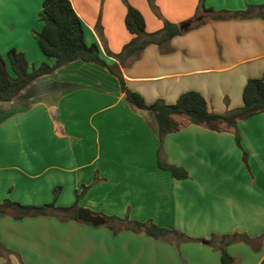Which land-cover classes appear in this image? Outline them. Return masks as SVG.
Masks as SVG:
<instances>
[{"label":"crops","instance_id":"0c3cea01","mask_svg":"<svg viewBox=\"0 0 264 264\" xmlns=\"http://www.w3.org/2000/svg\"><path fill=\"white\" fill-rule=\"evenodd\" d=\"M43 1L0 0L5 60L15 49L30 68L51 64L32 35L42 28ZM69 1L85 44L96 45L108 64L118 63L113 56L134 38L124 24L128 6L142 15L147 34L160 31L164 21L178 29L189 24L167 44L147 45L118 65L125 87L146 104H173L194 91L209 111L223 114L242 106L248 79L264 77V21L259 18L207 17L193 27L197 0H153L159 17L148 0ZM246 3L255 2L203 0L214 12L242 11ZM27 89L0 103V203L76 204L95 211L90 213L105 224L1 217L0 264H221L219 239L232 234L252 243L225 247L233 264H264V113L220 132L176 116L179 130L159 141L154 115L127 103L117 80L97 65L74 62ZM158 161L183 169L187 178H172ZM82 186L87 190L77 198ZM106 218L157 224L194 240L214 235L215 244L178 243L173 236L154 240L124 229L113 234Z\"/></svg>","mask_w":264,"mask_h":264},{"label":"trees","instance_id":"16d2710c","mask_svg":"<svg viewBox=\"0 0 264 264\" xmlns=\"http://www.w3.org/2000/svg\"><path fill=\"white\" fill-rule=\"evenodd\" d=\"M148 2L153 12L159 17L153 0H148ZM197 13L192 21L193 27L202 25L207 17L220 21L251 18H259L264 21V5H247L244 10L236 12H214L212 9L204 7L203 0H201ZM38 20L42 23V28L32 35L41 54L47 61H51V64L43 62L37 68H30L24 54L15 49H10L6 53V60L0 56V103L13 101L17 95L37 79L51 75L74 62L81 61L97 65L106 70L117 80L120 92L124 95L127 103L139 110L149 111L154 115L159 141L167 134L179 130V125L174 120L176 116L187 118L190 125L220 132L233 130L238 121H244L264 113V77L248 79L242 92V106L223 114L209 111L206 100L194 91L182 93L173 104H166L162 100L146 104L139 94L128 90L124 85L118 65H123L124 61L131 56H137L147 45L155 44L161 47L173 37L181 35L182 31L176 25L167 21L163 22V28L160 31L147 34L142 15L136 9L128 6L124 24L134 38L123 47L119 55L113 56L119 64H108L101 58L96 45L87 46L85 44L82 23L69 0H44L41 12L38 14ZM233 134L236 146L240 149L239 136L236 132ZM242 161L246 166V155L244 153H242ZM157 165L160 169L168 171L174 179L187 178L186 172L181 168L160 161L157 162ZM58 190L59 188H55L53 191L55 198ZM86 190L87 187L82 186L81 193L77 194L76 197L79 198ZM77 210L76 204L68 208H58L54 206V202L42 206H30L6 199L0 203V218L9 217L15 221H20L25 218L54 217L61 222L68 220L78 222L76 218ZM106 220V225L113 234H117V232L124 229L135 233H144L154 240L167 239L173 236L178 243L196 241L211 245L215 244L214 235L208 241L194 240L185 237L174 229H166L154 224L131 223L127 222L126 219L121 220L118 218H106ZM112 224L119 227L115 228ZM240 241L252 245L247 237L239 234L220 237L218 250L221 264H233V259L226 253L225 247ZM2 250L0 245V255Z\"/></svg>","mask_w":264,"mask_h":264},{"label":"water","instance_id":"95a60500","mask_svg":"<svg viewBox=\"0 0 264 264\" xmlns=\"http://www.w3.org/2000/svg\"><path fill=\"white\" fill-rule=\"evenodd\" d=\"M189 27L188 23L183 24L179 27L180 30L187 29ZM76 218L79 222L90 224L94 227L101 226L105 224V220L98 215H92L88 210L79 209L76 213Z\"/></svg>","mask_w":264,"mask_h":264},{"label":"rangeland","instance_id":"374dc122","mask_svg":"<svg viewBox=\"0 0 264 264\" xmlns=\"http://www.w3.org/2000/svg\"><path fill=\"white\" fill-rule=\"evenodd\" d=\"M197 1H198V2H197L196 7H195V12H196V13H197V10H198V8H199V4H200V1H201V0H197ZM254 2H255V3H252V4H249V3L243 4V9H245V7H246L247 5H256V6H257V5H264V0H254ZM243 9H241V10H243ZM238 11H240V10H238ZM197 14H198V13H197ZM197 14L195 15V17L197 16ZM195 17H194V18H195ZM182 25H183V24H182ZM182 25H180V26H182ZM180 26H179V27H180ZM37 64H38V63H37ZM39 65H40V63L38 64V66H39ZM38 66H35V67H33V68H37ZM29 67H31V66H29ZM11 76H12V75H11ZM12 77H13V76H12ZM32 83H33V82H32ZM41 84H42V83H38L36 87H37V88H42V87H41ZM27 88H28V87H27ZM27 88H26V90H28ZM31 89H32V88H30V90H31ZM26 90H25V91H26ZM32 91H33V90H32ZM36 91H40V89L35 90V92H36ZM22 92H23V91H22ZM24 94H25V93H24ZM22 95H23V94H22ZM17 96H18V95H17ZM26 102H29V100H26ZM78 115H79L78 119L80 120V122L83 121V115H81V114H78ZM79 193H81V191H79ZM79 209H84V208H82V207L79 208V207H78V210H79ZM85 210H86V209H85ZM89 212L94 213L95 211H93V210L90 209ZM95 214H96V213H95ZM112 225H113V227H115V228L119 227V226H117V225H115V224H112ZM156 226H158V225L156 224ZM162 228H163V227H162Z\"/></svg>","mask_w":264,"mask_h":264}]
</instances>
